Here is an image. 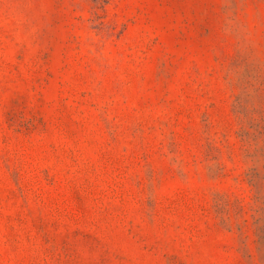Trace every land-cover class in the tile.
Masks as SVG:
<instances>
[{"label": "rangeland", "instance_id": "1", "mask_svg": "<svg viewBox=\"0 0 264 264\" xmlns=\"http://www.w3.org/2000/svg\"><path fill=\"white\" fill-rule=\"evenodd\" d=\"M0 264H264V0H0Z\"/></svg>", "mask_w": 264, "mask_h": 264}]
</instances>
